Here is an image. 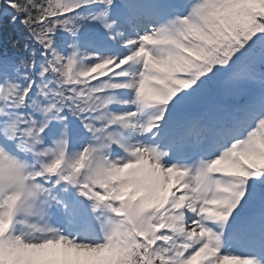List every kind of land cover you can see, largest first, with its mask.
Instances as JSON below:
<instances>
[{
    "label": "snow or ice",
    "instance_id": "snow-or-ice-1",
    "mask_svg": "<svg viewBox=\"0 0 264 264\" xmlns=\"http://www.w3.org/2000/svg\"><path fill=\"white\" fill-rule=\"evenodd\" d=\"M0 264H264V0H0Z\"/></svg>",
    "mask_w": 264,
    "mask_h": 264
}]
</instances>
